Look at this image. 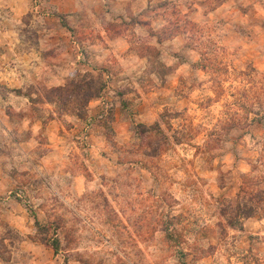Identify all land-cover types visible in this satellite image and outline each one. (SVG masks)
Instances as JSON below:
<instances>
[{"label": "rangeland", "instance_id": "obj_1", "mask_svg": "<svg viewBox=\"0 0 264 264\" xmlns=\"http://www.w3.org/2000/svg\"><path fill=\"white\" fill-rule=\"evenodd\" d=\"M24 1L0 0V31L28 51L42 27ZM194 1L160 2L166 30L140 42L115 23L148 58L125 90L79 70L0 82V264H264V0Z\"/></svg>", "mask_w": 264, "mask_h": 264}, {"label": "crops", "instance_id": "obj_2", "mask_svg": "<svg viewBox=\"0 0 264 264\" xmlns=\"http://www.w3.org/2000/svg\"><path fill=\"white\" fill-rule=\"evenodd\" d=\"M164 1L166 0H41L40 5H34L32 9L34 20L42 27L38 31L37 48L27 51L22 47L21 41L16 40L20 37V32L1 29L3 37L13 40L0 45V82L20 90L26 87L32 75L36 84L60 87L67 84L74 71L79 70L108 78L109 91L114 84L125 90V86L130 83L129 77L141 75L148 64L146 56H140L132 49L130 38L134 35V39L138 40L140 36H147L145 34L153 38L155 36L150 34L151 27L155 31L165 28L169 23L168 17L155 9ZM21 2L22 0H12L10 6L20 7ZM227 2L224 1L221 7H227ZM11 10L14 13L12 17L16 18L14 20H20L27 13L21 14L17 8ZM10 21L8 19L9 24ZM131 21H134L132 35L130 30L114 28L115 23ZM88 22L91 24L88 25ZM83 32L87 37L80 39ZM176 40L177 38H173L162 44L173 45ZM42 52L49 55L44 57ZM117 65L119 68L115 71ZM128 93L130 92L126 94ZM125 98L124 101L128 100ZM104 100L100 97L95 102L102 103V113L106 110ZM92 105L90 102L88 108ZM120 114L124 115L126 112L120 111ZM49 123L52 126L49 148L58 149L57 139L61 134L62 124L57 117Z\"/></svg>", "mask_w": 264, "mask_h": 264}, {"label": "trees", "instance_id": "obj_3", "mask_svg": "<svg viewBox=\"0 0 264 264\" xmlns=\"http://www.w3.org/2000/svg\"><path fill=\"white\" fill-rule=\"evenodd\" d=\"M131 22H133V24H134V21H131ZM166 28V27H165ZM165 28H163L162 30L164 31V30H166ZM150 34H151V36H155V34H154V32L152 31V30H150ZM173 37V34L172 35H169L166 39H171ZM165 39V40H166ZM163 40L164 39H162V38H158V41L159 42H163ZM106 85L105 84H102L101 85V88L103 89L104 87H105ZM18 91H20V90H14V92H17L18 93ZM235 212H236V214H238V216H243L245 213H243V210L240 208V205L239 204H237L236 205V207H235ZM243 213V214H242ZM252 214H253V212H251V213H247V215L249 216V217H251L252 216ZM245 217V216H244ZM51 246H52V248H54V250H55V252H57L59 249V239H56V240H54L53 241V243L52 244H50Z\"/></svg>", "mask_w": 264, "mask_h": 264}, {"label": "built area", "instance_id": "obj_4", "mask_svg": "<svg viewBox=\"0 0 264 264\" xmlns=\"http://www.w3.org/2000/svg\"><path fill=\"white\" fill-rule=\"evenodd\" d=\"M40 3H41V0H35V5L36 6L40 5Z\"/></svg>", "mask_w": 264, "mask_h": 264}]
</instances>
